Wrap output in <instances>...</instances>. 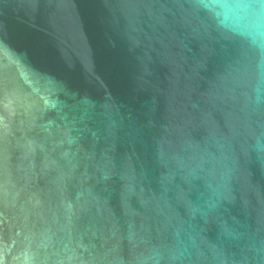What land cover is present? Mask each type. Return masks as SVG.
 <instances>
[{
	"label": "water",
	"instance_id": "1",
	"mask_svg": "<svg viewBox=\"0 0 264 264\" xmlns=\"http://www.w3.org/2000/svg\"><path fill=\"white\" fill-rule=\"evenodd\" d=\"M0 264H264V0H0Z\"/></svg>",
	"mask_w": 264,
	"mask_h": 264
}]
</instances>
